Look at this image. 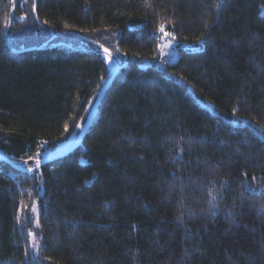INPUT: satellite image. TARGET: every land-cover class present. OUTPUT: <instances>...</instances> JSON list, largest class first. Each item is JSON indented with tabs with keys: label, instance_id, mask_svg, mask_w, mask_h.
I'll list each match as a JSON object with an SVG mask.
<instances>
[{
	"label": "trees",
	"instance_id": "1",
	"mask_svg": "<svg viewBox=\"0 0 264 264\" xmlns=\"http://www.w3.org/2000/svg\"><path fill=\"white\" fill-rule=\"evenodd\" d=\"M13 2L3 153L77 138L113 72L101 47L123 68L76 150L20 171L0 160V264H264V0ZM161 27L177 61L140 66Z\"/></svg>",
	"mask_w": 264,
	"mask_h": 264
},
{
	"label": "water",
	"instance_id": "2",
	"mask_svg": "<svg viewBox=\"0 0 264 264\" xmlns=\"http://www.w3.org/2000/svg\"><path fill=\"white\" fill-rule=\"evenodd\" d=\"M15 5V0L13 2V7ZM36 11V9H35ZM14 17H15V11L13 10V16H12V20H11V24H10V28L7 30V33H6V40H7V43L8 45L14 50V51H17L18 49H16L13 44H12V41H11V28H12V25H13V21H14ZM57 35H54L51 39H49L48 41H46L44 44L45 45H48L50 44L54 38L56 37ZM38 46H35V47H29V48H26V49H22V50H19V51H26V50H32V49H35L37 48ZM102 50L104 51V49H108V55L109 53L111 54L110 56L112 57L113 59V62H114V70L111 74V76L107 79V82L105 83V85L103 86V88L101 89V91L99 92L97 98H96V101L88 115V118L84 124V126L81 128V131L79 132L77 138L75 139V141L68 147L66 148L65 150L63 151H60V152H56V153H51L49 155H46L44 157H28L26 159H15V158H12L10 157L9 155L3 153L2 151H0V160L2 161H6L7 163H9L14 169L16 170H25L28 168L29 165H35V164H46V163H49V162H52V161H55L57 159H60L62 157H65L67 156L68 154H70L72 151L76 150L78 147H80V145L82 144L88 130L90 129L91 125H92V121H93V116L102 100V98L104 97V95L106 94L107 90L109 89V87L111 86V84L113 83V81L119 76V74L121 73V70L123 68V64L121 63V60H119V58L117 57V55L112 51V49L108 48V47H105V46H102L101 47ZM105 52V51H104ZM25 161L27 163H25Z\"/></svg>",
	"mask_w": 264,
	"mask_h": 264
},
{
	"label": "rangeland",
	"instance_id": "3",
	"mask_svg": "<svg viewBox=\"0 0 264 264\" xmlns=\"http://www.w3.org/2000/svg\"><path fill=\"white\" fill-rule=\"evenodd\" d=\"M163 29V30H161ZM159 34H160V38H161V43H160V48H159V53L157 57H147V58H142L140 59V66L142 67H147L151 64H156L157 66L160 67H164L167 63H173L175 61H177L178 59V55H179V48H178V40L176 39V36L169 32L166 27H161L159 30ZM119 36V35H118ZM118 36H115L114 38H118ZM84 45V42L81 41V43H79V46ZM87 44H85L86 46ZM201 43H199V41L197 42H186L184 43V47L187 49H198L201 48ZM104 57L107 59V61L109 62L110 66L112 67V69L114 70L115 66H114V62L112 57L107 54V53H103ZM119 58V60H121V58L119 56H117ZM201 103L214 110V106L213 103L210 101H203L200 100ZM243 121L245 122V119H243ZM240 122V121H238ZM76 135H73L72 138L68 141H64V142H60L58 143L55 147H54V151L52 153H56V152H60L65 150L66 148H68L75 140ZM37 240L35 239V246L38 245V242H36Z\"/></svg>",
	"mask_w": 264,
	"mask_h": 264
},
{
	"label": "snow or ice",
	"instance_id": "4",
	"mask_svg": "<svg viewBox=\"0 0 264 264\" xmlns=\"http://www.w3.org/2000/svg\"><path fill=\"white\" fill-rule=\"evenodd\" d=\"M161 30H163V29H161ZM104 51H105V53H108V49H104ZM110 53H109V57H110ZM262 127H264V126H262ZM25 163H27L26 161H25ZM28 171H32V169H28ZM33 211H35V208H33Z\"/></svg>",
	"mask_w": 264,
	"mask_h": 264
}]
</instances>
